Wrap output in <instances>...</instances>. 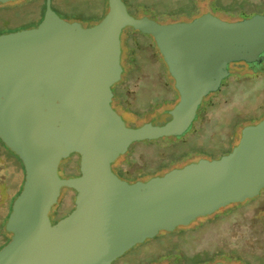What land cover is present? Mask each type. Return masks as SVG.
I'll return each instance as SVG.
<instances>
[{
	"label": "water",
	"instance_id": "1",
	"mask_svg": "<svg viewBox=\"0 0 264 264\" xmlns=\"http://www.w3.org/2000/svg\"><path fill=\"white\" fill-rule=\"evenodd\" d=\"M44 5L35 28L0 35V140L24 170L0 264H112L160 232L258 196L264 118L242 128L237 145L217 159L134 183L115 170L133 143L186 132L229 64L264 68L263 15L230 19L208 7L160 24L132 17L122 0H107L104 18L83 28L60 18L51 0ZM125 27L152 37L174 81L179 99L164 126L128 128L110 105L123 72ZM71 154L79 158V175L61 179L58 166ZM63 187L74 191V208L53 224L49 211Z\"/></svg>",
	"mask_w": 264,
	"mask_h": 264
},
{
	"label": "rangeland",
	"instance_id": "2",
	"mask_svg": "<svg viewBox=\"0 0 264 264\" xmlns=\"http://www.w3.org/2000/svg\"><path fill=\"white\" fill-rule=\"evenodd\" d=\"M122 1L132 17H146L160 24L192 19L208 7L230 19L264 16V0ZM42 3L43 0H16L0 4V35L35 28L43 18L40 7ZM51 6L60 18L78 22L83 28L99 23L107 12V0H51ZM120 45V65L123 72L119 82L111 87L112 109L128 128H138L144 124L166 125L170 121L169 111L177 103L179 96L152 37L135 31L132 27H125L120 33ZM222 73H227L230 77L221 80L223 88L219 92L209 93L202 99L195 117L197 121L195 123L194 120L189 130L194 124L195 127L183 139L187 144L181 148L188 150L187 147H191L188 150L191 152L185 159H174L181 160L177 162L176 168L190 159L192 160L188 164L228 154L227 147L234 148L238 143L242 128L264 118V68L254 69L243 62H235L229 64ZM237 118L241 122L232 131L231 126ZM143 143L145 142L130 145L125 159L116 170L121 169L127 176L141 177L146 175V171L164 162L166 153L162 150L140 146L131 152ZM78 165V156L69 155L60 161L58 176L61 179L78 176ZM7 173L11 175L13 188L19 183L20 174H12V170ZM2 174L5 171H1L0 175ZM116 174L120 179L131 182L118 172ZM147 178L144 176L140 181ZM74 200V191L61 188L56 204L49 211L50 221L54 224L70 214L74 208ZM233 205L219 211L231 210ZM236 205L230 214L217 220H207L212 215L194 220L187 226L189 231L183 234L166 237L158 242L147 239L125 252L112 264H143L153 256L158 258L152 264H196L194 259L210 257L215 252L218 254L214 262L199 264H264V188L258 196ZM161 234L162 232L157 236ZM168 242L176 243L180 250L178 256H160Z\"/></svg>",
	"mask_w": 264,
	"mask_h": 264
},
{
	"label": "trees",
	"instance_id": "3",
	"mask_svg": "<svg viewBox=\"0 0 264 264\" xmlns=\"http://www.w3.org/2000/svg\"><path fill=\"white\" fill-rule=\"evenodd\" d=\"M44 6L45 5H44V0H43L42 5L40 6L41 10H42V17H43V12H44ZM229 77H230V75L225 77L223 80H226ZM221 88H223L222 85H220L219 89L214 93L219 92L221 90ZM254 116H250V118H254ZM196 121L197 120H195V123H196ZM240 122H241L240 118H237L234 120V122L231 126L232 131L237 127V125L240 124ZM194 127H195V124L193 125L191 130H189L190 129L189 128L186 132H184L179 137H166V138H160V139L153 140V141H144L145 143L140 144L134 150H131V152H133L140 146H146L149 148L162 150L166 153L164 162L162 164H160L158 167L146 171V173H145L146 175H141V177L127 176L126 174H124L121 171V169L116 170V173L118 172L123 177L128 178L131 181L130 183H134V182L140 181L144 176L148 177L146 180H144V181H147L148 179H150L152 177L162 176L166 172L172 170L173 168H176L177 164H178L177 162L181 161V160H174V159L182 158V157L185 159L187 154L191 152V151L188 152V150H190L191 147L190 148L187 147L188 150H185V149L182 150L181 148L186 146L187 143H184L183 139L193 131ZM230 141H231V139L228 140V143H230ZM232 148L233 147H231V148L227 147L228 150H226V153L230 152ZM191 160L192 159L188 160L187 162L183 161L184 164H182L181 166H178V168H181V167L187 165L189 162H191ZM193 162H195V161H193ZM9 170H10V172L12 170V174H20L19 183L16 184L13 188H12V183H11V175H8V173L6 174V172H8ZM1 171L2 172L5 171V174L0 175V237H2V243L0 244V249L3 246H5L10 240L8 233L5 231V223L7 221L8 215L11 211L12 203L15 200V198L19 195V193L21 192L22 185L24 182V170H23V166H22L21 161L0 140V174H1ZM236 207H237V205L235 204V205H233V208L231 210L223 209L221 211H218L212 215L211 219H207V220L214 221V220H217L221 217H224L225 215L230 214L232 212V210H234V208H236ZM209 217L210 216H206L205 218H209ZM186 231H189V229H187V227H179V228H177V230L175 229L172 232H162V234L160 236L153 238L152 242H158V241H160L166 237H174V236L183 234ZM179 252H180V250L178 249L176 243L168 242V244H166L164 246L163 253L160 256H175L176 257V256H178ZM216 254H218V252L213 253L210 257H204V258L198 257L194 260H195L196 264L204 263L205 261L214 262L215 258H216ZM150 258L151 259L145 260V262L143 264H146V263L152 264V263L156 262L158 257L153 256Z\"/></svg>",
	"mask_w": 264,
	"mask_h": 264
}]
</instances>
